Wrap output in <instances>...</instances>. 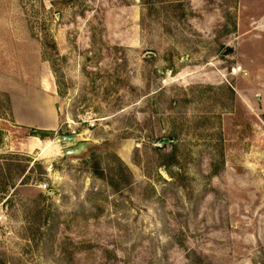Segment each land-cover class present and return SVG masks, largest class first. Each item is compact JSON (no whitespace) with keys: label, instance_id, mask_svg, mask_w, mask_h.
<instances>
[{"label":"rangeland","instance_id":"obj_1","mask_svg":"<svg viewBox=\"0 0 264 264\" xmlns=\"http://www.w3.org/2000/svg\"><path fill=\"white\" fill-rule=\"evenodd\" d=\"M16 1L0 262L264 264V121L245 78L264 65V0Z\"/></svg>","mask_w":264,"mask_h":264},{"label":"crops","instance_id":"obj_2","mask_svg":"<svg viewBox=\"0 0 264 264\" xmlns=\"http://www.w3.org/2000/svg\"><path fill=\"white\" fill-rule=\"evenodd\" d=\"M25 23L24 14L21 7L19 4H17L16 0H12V20L0 19V27L12 26L14 30V28L17 26H25ZM13 32L12 35H14ZM245 78L249 83V90L253 96V103H248V107L254 112L257 111L261 115H264V65L262 66L256 64L254 67L249 69L247 74H245Z\"/></svg>","mask_w":264,"mask_h":264},{"label":"trees","instance_id":"obj_3","mask_svg":"<svg viewBox=\"0 0 264 264\" xmlns=\"http://www.w3.org/2000/svg\"><path fill=\"white\" fill-rule=\"evenodd\" d=\"M4 99H5L6 108L1 104L2 110L4 109L8 113H12V107H11L10 99L6 95L4 96ZM0 118H2L1 114H0ZM262 119L264 121V115H262ZM32 135L37 137V138H39V139H41V140H44V139H46V137H48L46 133L39 132V131H33ZM160 161H162L161 164H160L161 167H172V166L177 164L175 162L174 153L162 155ZM119 166H120V168H122V164L121 163H119ZM4 171H5V168L0 166V180L3 179V177H4ZM93 173L99 179H102V180H106L107 179L105 172L101 169L100 164L97 161L94 162V164H93ZM119 175H120L119 172H113V176L110 178L112 180L110 182H113L114 179H118ZM120 178H121V175H120ZM6 193H7V189L4 188L2 190V194H6ZM0 264H6V263H5V261H3V262L1 261Z\"/></svg>","mask_w":264,"mask_h":264},{"label":"water","instance_id":"obj_4","mask_svg":"<svg viewBox=\"0 0 264 264\" xmlns=\"http://www.w3.org/2000/svg\"><path fill=\"white\" fill-rule=\"evenodd\" d=\"M57 141H59V140H57ZM84 144H81L80 146H83ZM77 150V149H76ZM76 150H72V151H70L69 153H74V152H76Z\"/></svg>","mask_w":264,"mask_h":264},{"label":"bare ground","instance_id":"obj_5","mask_svg":"<svg viewBox=\"0 0 264 264\" xmlns=\"http://www.w3.org/2000/svg\"><path fill=\"white\" fill-rule=\"evenodd\" d=\"M34 140H38L37 138H35Z\"/></svg>","mask_w":264,"mask_h":264}]
</instances>
